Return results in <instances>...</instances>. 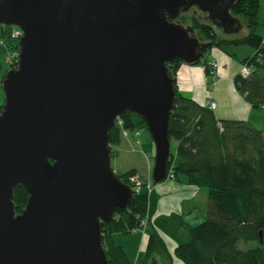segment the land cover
I'll list each match as a JSON object with an SVG mask.
<instances>
[{
  "label": "water",
  "instance_id": "1",
  "mask_svg": "<svg viewBox=\"0 0 264 264\" xmlns=\"http://www.w3.org/2000/svg\"><path fill=\"white\" fill-rule=\"evenodd\" d=\"M233 1L0 0V24L22 31L2 81L0 264H108L100 222L131 189L114 174L107 130L138 113L155 145L152 180L166 178L176 92L165 63L207 47L175 20L197 6L229 21ZM16 184L29 195L19 214Z\"/></svg>",
  "mask_w": 264,
  "mask_h": 264
},
{
  "label": "trees",
  "instance_id": "2",
  "mask_svg": "<svg viewBox=\"0 0 264 264\" xmlns=\"http://www.w3.org/2000/svg\"><path fill=\"white\" fill-rule=\"evenodd\" d=\"M260 1L234 0L228 10L233 18L214 19L227 32L236 31L244 23L246 33L242 36H221L211 23L204 21L199 10L181 12L175 20L193 29L196 39L207 44L205 52L216 47L235 56L232 47L254 49L251 55L245 50L239 58L241 65L251 68L249 73L233 77L236 91L252 108L264 107V35L259 32L264 31V17L259 20ZM15 28L0 24V114L5 104L2 81L7 71L18 64L20 36L13 35ZM201 58L190 65L200 63ZM183 63L180 58L165 63L176 92L167 125L168 137L176 141V148L169 151L166 174L173 161L171 170L176 181L206 192L204 219L193 225L175 214L155 218L157 223L148 229L142 257L132 263L113 236L140 229L141 220L147 217L148 196L144 190L136 191L129 178L138 174L147 179L135 168H112L115 176L130 187L131 197L126 208H116L109 221L100 222L106 260L108 264H157L155 256L159 254L171 264L162 231L175 242L174 257L183 264H264V129L243 119H220L206 105L184 96L176 82L177 70ZM205 71L208 77L209 62ZM118 118L121 124L114 122L107 130L111 158L121 142L123 129L148 132L144 119L136 112L125 110ZM147 137L152 142L150 134ZM12 195L14 212L19 214L29 195L22 184L13 187ZM241 241L254 244L241 249Z\"/></svg>",
  "mask_w": 264,
  "mask_h": 264
},
{
  "label": "crops",
  "instance_id": "3",
  "mask_svg": "<svg viewBox=\"0 0 264 264\" xmlns=\"http://www.w3.org/2000/svg\"><path fill=\"white\" fill-rule=\"evenodd\" d=\"M211 60L217 62V68L214 71V77L210 79L206 75L205 65ZM233 77L229 73L226 62L221 61L219 63V61L212 58L210 60L204 59L203 65L199 63L196 65L181 64L177 70L176 82L178 90L184 96L194 99L199 104L206 105L209 94H211L212 99L215 101L213 111L218 108V99L222 95L229 96L232 99V105L229 106V114L231 116L229 115L230 117L227 118L247 120L255 127L264 129V107L252 108L236 91ZM209 79H215V84L211 86ZM219 84L220 86L218 87ZM215 115L220 119H224L223 117L225 116L221 114L218 116L217 113ZM142 137L140 145L145 144V146L143 145V158L141 161L137 158L126 170L135 168L151 184L150 190L146 192L148 196L147 226L144 229L140 228L128 234L116 233L113 236L115 242L123 247L132 263H136L142 257L146 248L148 229L151 224L157 223V219L155 220V218L175 214L188 224H193L191 219L196 217L195 213H201L203 218L206 206V192L196 186L180 183L175 179L168 178H164L156 183L153 182L152 170L155 154L152 156L150 153L152 146L146 133L143 132ZM175 148L176 141L173 148L170 146V150L173 151ZM160 234L165 242L167 252L172 256L171 264H183L179 259L174 257L175 242L162 231H160ZM155 259L157 264H167V261L159 254H156Z\"/></svg>",
  "mask_w": 264,
  "mask_h": 264
},
{
  "label": "rangeland",
  "instance_id": "4",
  "mask_svg": "<svg viewBox=\"0 0 264 264\" xmlns=\"http://www.w3.org/2000/svg\"><path fill=\"white\" fill-rule=\"evenodd\" d=\"M192 10H193L192 8L190 10L188 9L187 12H191ZM197 10H199V9H197ZM181 12H184V11H181ZM193 12H196V10ZM203 14L205 16L204 21L211 23L219 31L220 35L223 37L233 38V37H237V36H242L246 33L244 23H243V26L241 25L236 31L227 32V31H225L224 26L218 24L216 21H214L210 17L209 13L203 12ZM263 17H264V0H261L260 1V10H259V20H262ZM259 32L260 33L263 32V35H264L263 29H260ZM245 50H248L247 53L250 55L252 53H254V49L250 48V47H232V51L235 53V56H229L228 54H225L220 49H218L216 47H212L209 51H206L204 53V55L201 59L210 60V59L214 58L217 61H219V63H221V61L226 62L227 67L229 68V73L233 77L236 74L240 73V71L242 69L243 65H241L239 63V58H241L244 55L243 52ZM203 60H201L199 64L203 65ZM219 86H220V84L218 85V87ZM218 102H219L218 108L216 110H214V112L217 113L218 116H220V114L225 115L223 117L224 119H229L227 117L231 116L229 114V112H230L229 106L232 105V99H230V97L227 95H224V96L222 95V97H220V99H218ZM261 115L263 117L262 113H261ZM261 125H262V122H261ZM146 134L149 136L148 132H146ZM121 137H122V135H121ZM142 139H143V137L141 135L140 141H142ZM174 143H175V140L171 139L170 140L171 148H173ZM140 144L134 143L133 140L127 141V140H125V138L122 137L121 142L115 146L116 149L114 152V156L111 158L112 168L115 169L116 171H123V170H126L129 165H131L133 162H135L137 160V158H138V160L141 161L143 158V145L145 146V144H143V145H140ZM151 146H152V150L150 153L153 156L155 154V145H154L153 141L151 142ZM139 151H141V152L137 153ZM142 190H144L145 192L148 191L147 189H144V188ZM195 215H196V217L191 219V222L193 221L192 222L193 225L200 223L204 219V216L202 218L201 213L196 212ZM253 244H254L253 242L244 243L241 241V242H239V248L245 249V248H247Z\"/></svg>",
  "mask_w": 264,
  "mask_h": 264
},
{
  "label": "built area",
  "instance_id": "5",
  "mask_svg": "<svg viewBox=\"0 0 264 264\" xmlns=\"http://www.w3.org/2000/svg\"><path fill=\"white\" fill-rule=\"evenodd\" d=\"M13 35L14 36H21L22 35V31L19 28L16 27L15 30H14ZM209 66H210V71H209L210 75L208 76V78L211 79V78L214 77V71L217 68V62L214 61V60H211L209 62ZM250 69L251 68L249 66L244 64L242 66L240 74L243 75V76H246L249 73ZM210 79H209V84L212 86V85L215 84V79H212V80H210ZM206 106L208 108L212 109V110L215 108V101L212 99L211 94H209V98H208V100L206 102ZM115 122H117L118 124H121V121L119 120L118 117L115 119ZM121 135L127 141L128 140H130V141L133 140L134 143H136V144H140L141 143V141H140L141 135H142V131L141 130L128 131V130H124L123 129L121 131ZM169 159H170V157L168 156L167 161ZM172 163H173V161L171 162L170 168H169V170H168V172L166 174V178H168V179H174V176H173V173H172V170H171L172 165H173ZM129 181L132 184V187L136 191H140L143 188L147 189V190H150L151 184L149 183V181H145V179L143 177H141L140 175H138V174L131 176L129 178ZM147 222H148V218L147 217L142 219L141 222H140V228L144 229L147 226Z\"/></svg>",
  "mask_w": 264,
  "mask_h": 264
},
{
  "label": "flooded vegetation",
  "instance_id": "6",
  "mask_svg": "<svg viewBox=\"0 0 264 264\" xmlns=\"http://www.w3.org/2000/svg\"><path fill=\"white\" fill-rule=\"evenodd\" d=\"M183 8H184V6H182L180 10H182ZM191 8L193 9L192 11H195V10L198 9L197 6H191V7H189V10H190ZM195 8H196V9H195ZM199 11H200V9H199ZM206 13H207V11H206Z\"/></svg>",
  "mask_w": 264,
  "mask_h": 264
}]
</instances>
